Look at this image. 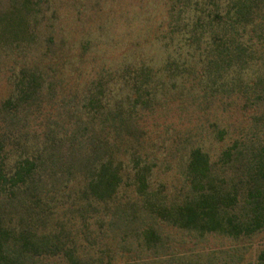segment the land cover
Segmentation results:
<instances>
[{
  "label": "trees",
  "instance_id": "obj_1",
  "mask_svg": "<svg viewBox=\"0 0 264 264\" xmlns=\"http://www.w3.org/2000/svg\"><path fill=\"white\" fill-rule=\"evenodd\" d=\"M42 2L0 0V44L36 42L30 21ZM157 29L148 53L136 52L135 38L122 61L91 80L78 68L84 57L63 49L24 61L0 110V264H150L143 258L170 249L167 228L234 240L264 233V0H171ZM97 45L86 39L80 48ZM153 53L159 61L144 62ZM84 76L83 94L77 88L68 101L81 105L66 100L61 125L40 119L58 85ZM171 104L210 120L202 129L221 145L216 157L191 133L177 145H148L147 119ZM33 107L32 128L19 116L31 110L28 120ZM173 167L181 187L169 192L155 175ZM94 218L105 228L94 241L135 238L142 254L127 243L125 254L86 257L75 220L88 228Z\"/></svg>",
  "mask_w": 264,
  "mask_h": 264
},
{
  "label": "rangeland",
  "instance_id": "obj_2",
  "mask_svg": "<svg viewBox=\"0 0 264 264\" xmlns=\"http://www.w3.org/2000/svg\"><path fill=\"white\" fill-rule=\"evenodd\" d=\"M170 1L43 0V7L40 11L42 13L32 16L30 21L33 26L39 25L37 32L40 31L37 34V38L39 36L37 41L31 43L11 41L0 44V110L3 109L1 104L17 89V82L25 60L42 59L45 53L52 56L53 52L63 49L72 59H77L79 56L84 57L78 68H80V71L89 72L91 76L89 75L87 79L91 80L95 77H92V75H95L94 72L98 73L100 70L110 68V66L112 68V65L116 62L122 61L123 53L132 46L129 43L135 38L137 41L134 42L138 45L136 52L139 51L140 54L148 53L152 42L160 36V30L157 29L159 28L160 13L168 10ZM164 6L166 9L163 8ZM51 33L55 34L52 35L54 40V46L52 47L48 42ZM126 35L129 38H125ZM86 39L90 41L98 40V45L93 53H87V51L85 52L80 48L82 41L86 42ZM126 41L128 42L126 43ZM67 42L70 43L66 44ZM71 45L74 46L72 51L69 49ZM151 61L155 63L159 61V57H156L154 53L145 56L144 62ZM87 79L86 76L79 81L73 79V85L63 89L58 85L55 89L57 101L50 103L46 109H43L40 119L43 118V115H46V118L54 125H61V121L67 116L61 106L65 107L64 102L69 101L70 94L75 92V89L80 88L79 95L83 94L81 89L86 88L84 82H87ZM47 97L48 95L45 96V99ZM61 97H65V100L62 101ZM81 102L82 98L79 97V100L68 103H79L81 105ZM32 111L34 115L32 112L28 117L29 121L27 116L31 110L27 114L21 111L22 114L19 117L26 120L33 128V124L38 123L36 117L38 111L34 107ZM189 113L178 110L174 104L160 107L159 115L156 114L147 119L150 131L148 133V145L153 142L158 143L164 139L169 144L176 143L179 141L178 138L186 137L185 135L191 133L193 136L187 137L206 141L207 146L210 143L208 150L213 157H216L222 150L221 145L210 141L211 136L208 134V127L206 130L202 129V127L208 126L210 120L206 122V117L202 113ZM2 116H4V113ZM20 123L23 124V122ZM60 125L56 127L59 136H61ZM166 131L169 133L167 134ZM30 135L33 136L31 133ZM234 137L239 138L240 136H233L232 138ZM257 139H259L258 136H256L255 141ZM178 175V168L173 167L171 171L157 172L155 182L163 181L167 185L168 191L174 192L173 188L179 189L181 187ZM100 213H104L102 208ZM94 220L95 218L90 220L88 228L84 227L85 225L83 226L84 223H81L80 219L75 220L78 226L74 228V231L79 229L77 244L85 243L91 251V253L86 254V257L96 256L107 250H110L111 253L113 251V253L125 254L124 249L127 243L132 245L127 250L133 248L134 255L142 254L143 250L137 246L135 238L127 239L125 237L127 243L121 241L123 235L117 236L114 240L106 238L103 242L94 241L96 234L93 233H95V230H97L96 233L105 230V228L99 230ZM87 232L91 235L90 240H87ZM165 232V238L170 249H162L159 256L149 254V258H143L144 262L150 264H258V257L264 249V233L254 238L234 240L218 234L206 235L203 238L196 236L194 233L168 228ZM84 234H86V238ZM117 258L119 260V256Z\"/></svg>",
  "mask_w": 264,
  "mask_h": 264
}]
</instances>
